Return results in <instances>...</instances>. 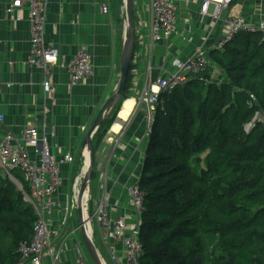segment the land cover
<instances>
[{"label":"trees","instance_id":"obj_1","mask_svg":"<svg viewBox=\"0 0 264 264\" xmlns=\"http://www.w3.org/2000/svg\"><path fill=\"white\" fill-rule=\"evenodd\" d=\"M209 59L204 74L160 94L138 182L145 194L139 264H264V127L245 131L264 111V35L240 33ZM132 67L121 101L93 137L95 152L131 96ZM37 220L0 174V264H20V244ZM209 235L217 236L212 248Z\"/></svg>","mask_w":264,"mask_h":264},{"label":"crops","instance_id":"obj_2","mask_svg":"<svg viewBox=\"0 0 264 264\" xmlns=\"http://www.w3.org/2000/svg\"><path fill=\"white\" fill-rule=\"evenodd\" d=\"M11 3L12 0H0V115L4 118L0 122V139L7 133L21 138L25 128L36 127L42 132L46 126L48 132L55 130L49 144L59 162L63 183L57 194L60 208L48 222L56 233L52 245L60 254L58 264H78V256L81 254L85 258V254L73 233L81 230L78 227L71 231L68 214L72 211L74 216L77 211L73 205L78 197L81 175L85 173V139L103 105L119 85L126 37L124 0H49L45 37L48 46L59 49L61 65L54 67L53 89L47 95L43 89V71L29 63L32 48L29 8L24 5L7 15L5 8ZM105 4L109 6L108 14L101 11ZM134 7L138 47L132 61L131 96L123 101L115 123L95 152V157L99 158L98 189L96 194L91 189L90 195L96 201L101 194L103 177L111 216L124 217L130 225L137 223V215L128 188L140 180L149 141L147 110L139 105L141 93L158 78L166 79L177 73L175 60L190 59L201 46L209 54L215 50L225 32L223 20L226 16L244 17L252 24L264 19V0H232L217 20L214 3L204 16L201 1L190 0L178 11L176 28L179 34L156 41L150 30V0H134ZM82 46L92 54L94 72L90 78L73 86L70 65ZM221 73L214 67V78H219ZM28 151L31 159L37 161L34 150L28 147ZM66 154L74 156L72 163L62 161ZM93 228L94 241L98 232L108 254L107 245L121 252L119 240L109 237L105 242L99 225L95 223ZM81 239L85 245L82 233ZM110 260L114 264L111 257ZM42 263L51 264V259L43 256Z\"/></svg>","mask_w":264,"mask_h":264},{"label":"built area","instance_id":"obj_3","mask_svg":"<svg viewBox=\"0 0 264 264\" xmlns=\"http://www.w3.org/2000/svg\"><path fill=\"white\" fill-rule=\"evenodd\" d=\"M190 0H150L151 36L156 41L162 37L178 35L176 28L178 11L183 3ZM201 1V14L206 16L211 4L216 5L214 18H221L222 12L228 8L232 0H199ZM49 0H12V3L5 8L7 15L28 6L31 22V58L30 65L41 69L45 75L43 82L44 92L47 95L52 92L53 85L51 76L54 67L60 64V52L56 46H48L45 37L46 16ZM103 14L109 13L108 5H103ZM225 32L216 44V49L223 51L234 38L240 33H261L264 35V19L257 24L248 22L244 17L226 16L223 20ZM206 41V38H204ZM90 50L82 46L70 65V83L77 85L79 82L90 78L93 75V59ZM209 52L201 46L197 48L193 56L182 62L174 61L177 73L169 79L158 78L153 84L147 86L139 97V105L147 110V134L149 135L155 123L157 107L162 90L172 91L179 84L186 80V76H199L206 72L210 66ZM257 101L254 94L250 95L248 104L254 106ZM0 115V122L3 121ZM257 123L264 127V111L257 110L248 124L245 131L250 132ZM55 130L47 131V127L39 130L36 127L25 128L21 138L12 133H7L0 139V174L6 175L23 192L26 202L31 204L38 215L35 223L33 236L30 240L23 241L19 247L20 264L30 262L31 264H43V256L51 259V264H58L60 254L56 252L52 241L56 233L51 229L48 218L60 208L57 198L59 189L62 186V177L59 170V162L51 150L49 139L53 138ZM28 147L32 148L37 156V161L30 157ZM72 163L74 156L66 154L62 160ZM24 175L26 187L21 184L15 173ZM100 195L95 200L89 197L87 202L88 226L91 229L97 223L103 231V239L111 237L119 240L122 244L121 252L107 245L109 255L114 264H139V258L143 252L141 241L140 221L144 211L145 194L138 185L128 188V195L135 206L137 223L130 225L124 217H112L110 214L111 205L109 193L105 188L104 178L101 177ZM75 207V205H73ZM69 215V214H68ZM78 264H85L80 254L77 258Z\"/></svg>","mask_w":264,"mask_h":264},{"label":"water","instance_id":"obj_4","mask_svg":"<svg viewBox=\"0 0 264 264\" xmlns=\"http://www.w3.org/2000/svg\"><path fill=\"white\" fill-rule=\"evenodd\" d=\"M124 7L126 13V38L124 40V46H123L121 62H120V81L115 93L103 105L102 109L100 110L93 126L91 127L85 139L84 149H86L87 152L89 153V167L86 177L82 181L77 197V213L79 218V228L81 230L85 245L96 264H105V262L102 259L97 249L92 233L89 234V229L87 227V218L85 217V206L83 203V196L85 192H87V190L91 191V186H92L91 182H92L93 169L95 165V149L93 147V137L96 131L98 130V128L103 124L104 121L108 119L114 108L121 101L125 90L130 66L133 61L135 41H136V32L134 27V23H135L134 0H124Z\"/></svg>","mask_w":264,"mask_h":264},{"label":"rangeland","instance_id":"obj_5","mask_svg":"<svg viewBox=\"0 0 264 264\" xmlns=\"http://www.w3.org/2000/svg\"><path fill=\"white\" fill-rule=\"evenodd\" d=\"M125 19H126V16H125ZM98 159H99L98 156L95 157V165H94V172H93V179H92L93 194H96V191L98 189V173H97ZM85 177H86V174L82 173L78 189L80 188V186L82 184V181H83V179ZM70 219H71V221L68 223V225L71 228V231H73L75 229L77 230L78 227H79V218H78L77 211H75L74 216H73L72 211L69 212L67 221H69ZM73 237L80 242L81 249L83 250V252L85 254V258L83 257L84 258V263H86V264H96L95 261L93 260V258L91 257V255L89 254L88 250L86 249L85 245L83 244V241L81 239V232L80 231L74 232L73 233ZM95 241H96V246L99 248L102 256L107 260L108 264H112L110 262L111 260H110L109 254H108L107 250H105L104 245H103V243L101 241V238H100V235H99L98 232L95 235ZM207 241H208L209 247L212 248L214 246V244L216 243V241H217V236L209 235L207 237ZM208 261H211L210 257H208Z\"/></svg>","mask_w":264,"mask_h":264},{"label":"bare ground","instance_id":"obj_6","mask_svg":"<svg viewBox=\"0 0 264 264\" xmlns=\"http://www.w3.org/2000/svg\"><path fill=\"white\" fill-rule=\"evenodd\" d=\"M212 5V4H211ZM109 7V6H108ZM125 16H126V13H125ZM135 17V16H134ZM134 27H135V23H134ZM135 32H136V29H135ZM126 34V33H125ZM126 38V37H125ZM135 44H136V41H135ZM215 50H217L216 48H215ZM134 53H135V50H134ZM134 57V56H133ZM182 62H184V61H182ZM131 65H132V63H131ZM131 67V66H130ZM209 68V67H208ZM188 76H191V75H188ZM188 76H186V79H187V77ZM170 78V77H169ZM169 78H166V79H169ZM186 81V80H185ZM184 81V82H185ZM183 82V83H184ZM80 83V82H79ZM180 85V84H179ZM44 89V88H43ZM162 91H164V90H162ZM161 91V92H162ZM166 91V90H165ZM161 94V93H160ZM160 101V100H159ZM158 105H159V103H158ZM97 132V131H96ZM150 135V134H149ZM86 163H85V174H87V171H88V167H89V153L86 151ZM93 171H94V169H93ZM17 173H20V172H16L15 173V175L17 174ZM22 174V173H21ZM1 175H3V174H1ZM3 176H5V177H7L6 175H3ZM22 176H23V178H24V175L22 174ZM16 177L20 180V182H21V184L24 186V184H23V182L21 181V179H20V177L18 176V175H16ZM8 178V177H7ZM92 178H93V175H92ZM11 180V179H10ZM12 181V180H11ZM24 181H25V179H24ZM76 181H77V179H76ZM75 181V182H76ZM13 182V181H12ZM26 182V181H25ZM14 183V182H13ZM92 183V182H91ZM15 184V183H14ZM27 184V183H26ZM17 185V184H16ZM136 185H138V184H136ZM18 186V185H17ZM133 186V185H132ZM18 188H19V186H18ZM24 188H25V186H24ZM20 189V188H19ZM91 189H92V186H91ZM21 190V189H20ZM141 190V189H140ZM142 191V190H141ZM143 192V191H142ZM90 195H91V191H88L87 190V192H85V194H84V196H83V203H84V206H85V217L87 218V215H88V208H87V202H88V200H89V197H90ZM75 208H76V210H77V198L75 197ZM87 222H88V218H87ZM87 227H88V229H89V234L90 233H92V236H93V227L90 229L89 228V226H88V224H87ZM95 242V241H94Z\"/></svg>","mask_w":264,"mask_h":264}]
</instances>
